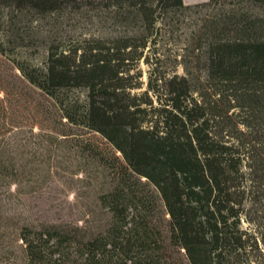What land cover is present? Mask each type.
<instances>
[{"label": "trees", "instance_id": "1", "mask_svg": "<svg viewBox=\"0 0 264 264\" xmlns=\"http://www.w3.org/2000/svg\"><path fill=\"white\" fill-rule=\"evenodd\" d=\"M0 264H264V0H0Z\"/></svg>", "mask_w": 264, "mask_h": 264}, {"label": "rangeland", "instance_id": "2", "mask_svg": "<svg viewBox=\"0 0 264 264\" xmlns=\"http://www.w3.org/2000/svg\"><path fill=\"white\" fill-rule=\"evenodd\" d=\"M204 1L207 0H183V3L185 5H195ZM203 12L204 10L201 7H194L190 10V15H192L191 20H193L194 22V20L197 19L200 15H202ZM182 30L177 32V36H175V41H173L172 45L169 47V52H174V50L178 49V46L180 47V44H178V42L181 40L179 34ZM174 42H176V44ZM38 51H41L39 47L34 50L31 49L28 52V55H30V57H32L34 61H36L40 53ZM139 67L143 71L142 81H144L145 83L147 80V66L143 62H140ZM175 70L179 74L183 72L182 68L179 65L175 67ZM62 173L57 174L55 177L56 179L50 181V183L42 190L32 193V195L28 197H25V207L29 209V212L27 214L32 213L34 217H37L40 214L46 213L52 216L57 215V213H64L67 207L71 206L68 203V200L72 199L73 193H69V195L66 194L68 193L66 189H68L71 180L69 177H66V175ZM45 196L51 197L49 198V200H45ZM73 206H76V204H73ZM54 212H56V214H54Z\"/></svg>", "mask_w": 264, "mask_h": 264}]
</instances>
